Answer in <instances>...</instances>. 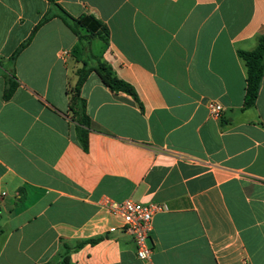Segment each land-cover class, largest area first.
<instances>
[{"label":"crops","instance_id":"1","mask_svg":"<svg viewBox=\"0 0 264 264\" xmlns=\"http://www.w3.org/2000/svg\"><path fill=\"white\" fill-rule=\"evenodd\" d=\"M54 1L108 26L91 50L138 99L92 72L85 148L68 113L77 37L58 17L35 32L50 0H0V264H264V77L244 109L239 56L264 35V0ZM128 199L166 207L150 261L107 207Z\"/></svg>","mask_w":264,"mask_h":264},{"label":"trees","instance_id":"2","mask_svg":"<svg viewBox=\"0 0 264 264\" xmlns=\"http://www.w3.org/2000/svg\"><path fill=\"white\" fill-rule=\"evenodd\" d=\"M52 10L40 22L37 29L49 20L58 17L77 37L78 42L84 52L85 58H77L81 63V68L77 71L78 80L74 87L67 91L69 99V114L73 122L76 123L78 137L85 148L88 145V131L90 128V118L86 113V101L82 97V86L88 76L95 72L113 93L126 94L138 99L136 91L127 82L119 79L109 64L101 58L94 55L91 50L92 41L98 39L105 44L110 43V30L107 25L96 18L83 14L79 17L72 16L54 0H50ZM34 32V33H35ZM32 38L27 40L19 50L13 55V59L27 46ZM240 58L244 61L247 70V86L244 98V109H249L256 104L258 99L262 80L264 77V35L258 38L257 46L251 51H239ZM17 82L9 80L8 87L4 93V99L9 100L17 89ZM101 238L89 240L88 243L95 244ZM86 242H83L85 244ZM82 246V244H81ZM47 264H71L68 257H63L58 263L49 262Z\"/></svg>","mask_w":264,"mask_h":264},{"label":"built area","instance_id":"3","mask_svg":"<svg viewBox=\"0 0 264 264\" xmlns=\"http://www.w3.org/2000/svg\"><path fill=\"white\" fill-rule=\"evenodd\" d=\"M208 109L210 117L214 119H218L224 110L216 101L210 102ZM107 207L112 213L121 217L123 229L133 236L137 258L150 261L153 255L150 240L154 231V217L166 207L158 203H140L131 199L120 203L109 201Z\"/></svg>","mask_w":264,"mask_h":264},{"label":"rangeland","instance_id":"4","mask_svg":"<svg viewBox=\"0 0 264 264\" xmlns=\"http://www.w3.org/2000/svg\"><path fill=\"white\" fill-rule=\"evenodd\" d=\"M100 48H101V44L99 41H97L96 44L94 45V49H93L92 53L94 54V53L100 51Z\"/></svg>","mask_w":264,"mask_h":264}]
</instances>
